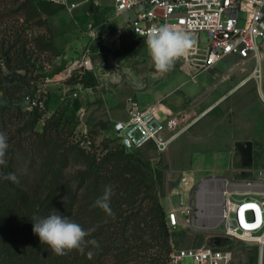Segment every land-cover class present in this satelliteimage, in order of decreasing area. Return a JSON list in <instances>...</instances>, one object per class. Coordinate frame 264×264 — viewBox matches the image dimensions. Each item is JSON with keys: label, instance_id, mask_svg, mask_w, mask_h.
<instances>
[{"label": "trees", "instance_id": "trees-1", "mask_svg": "<svg viewBox=\"0 0 264 264\" xmlns=\"http://www.w3.org/2000/svg\"><path fill=\"white\" fill-rule=\"evenodd\" d=\"M37 2L17 0L10 6L0 0V132L9 144L6 165L0 166V264H170L175 246L152 161L140 148L127 150L120 136L97 142L100 130L81 133L79 114L69 105L49 116L46 103L28 108L26 98L37 95L47 74L40 55L56 50L51 24ZM14 11L25 16V24L46 25L50 36H29L24 23L6 18ZM67 81L83 87L98 82L91 73ZM100 125L110 129L108 122ZM9 173L19 182L3 178ZM108 185L111 216L93 207ZM52 212L85 230L95 228L86 239L99 246L55 255L33 233L31 220Z\"/></svg>", "mask_w": 264, "mask_h": 264}, {"label": "rangeland", "instance_id": "rangeland-1", "mask_svg": "<svg viewBox=\"0 0 264 264\" xmlns=\"http://www.w3.org/2000/svg\"><path fill=\"white\" fill-rule=\"evenodd\" d=\"M6 1L13 6L17 0ZM100 1L98 7L88 9L86 14L83 10L73 15L77 8L79 11L84 6L70 11L57 4L60 8L53 16L44 15L49 19L56 45V50L40 55L47 74L40 80L36 97L40 94L43 107L46 103V115L59 106L69 105L79 114L81 133L86 134L91 128L100 130L98 142L105 136H118L114 124L129 118L131 99L141 106L164 103L170 107L167 97L154 99L156 91L171 90L169 94L177 100L172 117L166 120V134L176 137L164 151L153 144L140 151L155 167L157 190L166 210L170 206L193 204L192 223L172 231L175 248L214 245L217 240L226 239L232 242L233 264H260L258 247L238 237H227L220 219L201 222L204 207L200 202L197 204V190L200 182L210 176L228 177L220 170L215 172L228 164L227 153L216 156L214 152L227 151L233 155L237 141L252 142L254 163L250 171L237 169L231 157L234 177H249L253 170L264 168V46L262 79L255 76V64L242 63L237 58L200 70L194 74L195 78L186 72V63L182 60H176L170 71L159 73L145 39H134L127 32L120 42L116 40L117 27L111 21L124 25L126 16H115L114 0ZM6 18L20 24L24 23L25 16L14 11ZM89 22L101 25L103 32L102 42L92 45V68L80 66L91 43L86 30ZM25 27L29 36H50L46 25L28 22ZM207 41L204 33L202 43ZM89 73L97 78V85L83 87L67 81L72 75L80 77ZM182 81L189 82L184 87L178 86ZM47 94L49 99L45 102ZM101 122H108L110 129L102 130ZM194 221L202 225L196 226ZM181 264H193V259L186 257Z\"/></svg>", "mask_w": 264, "mask_h": 264}, {"label": "built area", "instance_id": "built-area-1", "mask_svg": "<svg viewBox=\"0 0 264 264\" xmlns=\"http://www.w3.org/2000/svg\"><path fill=\"white\" fill-rule=\"evenodd\" d=\"M48 1L61 4L70 11L80 5V2L71 0ZM114 13L116 17L126 16L125 24L119 25L115 35L118 42L129 31L146 40L147 33L153 27L163 24L177 26L194 35L195 46L178 59L186 63V72L192 78L200 70L211 69L228 58H237L242 63L255 64V76L262 79L264 0H114ZM86 30L91 43L80 66L92 68V45L102 42L103 32L96 22H89ZM204 33L208 36L205 44L202 43ZM39 98L40 94L37 97L28 96V108L39 103ZM165 106L164 103L141 106L137 100H130L129 118L114 124L127 150L143 148L149 144L160 151L167 149L176 135L166 134V120L172 117L173 111ZM89 144L90 141L87 142ZM221 178L224 184L220 220L225 235L256 245L261 253L262 264L264 168L253 170L249 177ZM167 218L171 231L185 223H192L193 204L170 206ZM227 241L219 239L214 245L174 248L170 264H181L186 257H191L193 264H233V250Z\"/></svg>", "mask_w": 264, "mask_h": 264}, {"label": "clouds", "instance_id": "clouds-1", "mask_svg": "<svg viewBox=\"0 0 264 264\" xmlns=\"http://www.w3.org/2000/svg\"><path fill=\"white\" fill-rule=\"evenodd\" d=\"M145 43L156 71L166 73L171 70L176 60L185 56L195 46L196 39L194 35L177 26L163 24L153 27L147 33ZM8 147L6 134L0 132V166L6 165ZM3 178L19 182L14 173H9ZM112 195V187L105 186L102 196L95 200L93 207L102 209L110 216L113 215L110 207ZM31 220L33 233L39 237L41 244H47L55 255L64 256L72 250L83 253L88 244L99 246L95 239H86L95 228L85 230L80 224L58 212H52L43 218L34 216ZM88 255L91 256V253Z\"/></svg>", "mask_w": 264, "mask_h": 264}, {"label": "crops", "instance_id": "crops-1", "mask_svg": "<svg viewBox=\"0 0 264 264\" xmlns=\"http://www.w3.org/2000/svg\"><path fill=\"white\" fill-rule=\"evenodd\" d=\"M71 1H77V2H80V5L79 6H84L81 10H77L76 9V11H75V13H73V15H75V14H81L82 13V11L83 10H86L83 14H86L87 13V10L89 9H94V7H98V4H100L102 1H100V0H71ZM37 4H38V6H39V8H40V10L43 12V14L44 15H48L49 17L50 16H53V12H55V11H57V10H59V8H60V6H58L57 4L58 3H52V2H50V1H48V0H38V2H37ZM59 5H61V4H59ZM78 6V7H79ZM63 7V6H62ZM73 11V10H72ZM89 12V11H88ZM111 20V19H110ZM111 23H113L114 25H115V27H117L116 29L118 30V27H119V25H117L115 22H114V20H112L111 21ZM101 26V25H100ZM103 27V26H102ZM103 28H105V27H103ZM102 29V28H101ZM102 36H103V34H102ZM223 62V61H222ZM221 63V62H220ZM219 65V64H218ZM217 65V66H218ZM199 74V73H198ZM196 78H197V75H196ZM179 82V81H178ZM188 82L189 81H182L178 86H182V87H184L185 85H187L188 84ZM177 84V83H176ZM190 89H192L193 90V88H190ZM171 92V90H164V91H161V92H159V91H156V94H155V101H157V100H160L161 98H164V97H167V99H168V104L170 105V108L171 109H173L172 107L175 105V100H177V98H176V96H172V94H169ZM148 105H150V103L149 104H147V105H145V106H148ZM174 110V109H173ZM223 152H225V153H227V156H226V158L228 159V164L226 165V167H224V169L222 168V169H215V172H219V170H220V172L222 173V174H226V176H228V178H236V177H234V174H233V172H232V170H231V167H232V160H231V157H232V159H233V155L232 154H230V152H227V151H216V152H214V154H216V156H219V155H221V153H223ZM232 155V156H231ZM202 156H204V155H202ZM235 172V171H234Z\"/></svg>", "mask_w": 264, "mask_h": 264}, {"label": "bare ground", "instance_id": "bare-ground-1", "mask_svg": "<svg viewBox=\"0 0 264 264\" xmlns=\"http://www.w3.org/2000/svg\"><path fill=\"white\" fill-rule=\"evenodd\" d=\"M254 75V74H253ZM256 75V74H255ZM164 107V106H163ZM165 108H168L165 106ZM224 184L223 178H212L206 181L200 191H198V201L204 207L203 212L201 213V222L202 221H211L221 219V210L223 205V195L222 187ZM200 221H194V225L201 226ZM219 222V221H218Z\"/></svg>", "mask_w": 264, "mask_h": 264}, {"label": "water", "instance_id": "water-1", "mask_svg": "<svg viewBox=\"0 0 264 264\" xmlns=\"http://www.w3.org/2000/svg\"><path fill=\"white\" fill-rule=\"evenodd\" d=\"M122 128V126L120 127ZM254 157H253V146L251 141L241 142L237 141L235 145V150L233 153V164L237 169L241 170H251L253 168ZM221 178V176H210L200 182L198 190L200 191L202 185L212 179V178Z\"/></svg>", "mask_w": 264, "mask_h": 264}]
</instances>
